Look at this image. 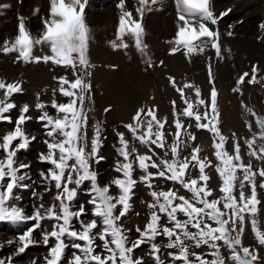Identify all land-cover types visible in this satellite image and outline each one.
Returning <instances> with one entry per match:
<instances>
[{"label": "snow or ice", "instance_id": "obj_1", "mask_svg": "<svg viewBox=\"0 0 264 264\" xmlns=\"http://www.w3.org/2000/svg\"><path fill=\"white\" fill-rule=\"evenodd\" d=\"M158 2L137 0V19L125 8V0H119L116 38L110 41L114 50L127 51L129 44L125 37H130L148 67H153L155 62L148 54V45L143 39L142 20L145 10L150 11ZM174 2L177 31L175 37L167 41L172 45L170 54L183 51L191 57L192 54L203 53L206 46L211 45L219 56L220 33L218 29L214 31L209 27V24L217 25L219 17L212 11L210 0ZM49 3L48 16L42 18L41 31L33 34L25 18L20 16L18 34L0 46V52L6 55L15 53L17 62L51 63L70 68L74 76L71 80L67 75L54 77L59 87L53 90V96L58 91L67 98V102H57L53 98L50 107L55 114L46 111L49 105L43 102L35 105L41 112L37 119L42 122L46 137L43 141L46 151L39 154V160L49 167L38 173L43 191L33 192L39 203L33 206L31 214L17 203L20 197L16 195L18 189L28 188L29 184L25 181L32 179L28 174L31 165L17 158V153L27 150L36 139L24 128L31 119L28 115L30 105L19 107V114L13 120L11 112L17 109V104L11 97L23 92L22 83L0 79V90L4 93L0 99V124L7 122L14 125L12 130L0 134V152L3 153L0 156V222L28 225L16 239L7 241L9 246L16 245V251L11 256L0 258V264H12L13 256L23 254L30 246L41 243L48 249L47 255L42 258L44 264H145L143 257L133 255L145 243L151 249L153 264H256L258 250L243 245V233L246 223L250 222L257 242L264 246V230L257 218L261 204L257 177L261 181L259 187L264 189V167L253 169L251 161L245 164L239 138L235 134L233 151H228V138L219 127L218 93L215 87L207 101L201 98L200 89L195 88L197 101L194 107V103L185 97L184 88L195 86L185 84L183 88L178 87L175 78L169 77L185 105L178 113L175 111L176 102L172 101V126L175 132L168 134L173 136L172 141L169 143L165 135L167 117L158 118L157 109L154 108H139L132 122L124 127L134 141L147 147L148 152L140 154L135 146L130 148L125 134L117 133L119 147L116 151L121 159L116 162L114 171L118 175L102 183L92 166L102 159L99 152L102 143L99 121L95 122L90 140L87 135L89 109L85 104L92 90L87 77L91 75L88 70L94 67L88 57L91 39V29L85 17L88 0H49ZM35 12L39 13V9ZM260 28L264 30V23ZM228 34L231 35L230 32ZM36 48L40 49V55L34 54ZM163 63L159 61L161 66ZM78 66L83 75L76 72ZM257 71V66H253L249 83L260 82ZM209 73L211 75L210 65ZM245 77H249V73H243L238 78L235 91H239ZM201 106L203 112L199 110ZM243 107L254 117L260 130L253 133L251 138H245L247 155L264 161V145L258 149L256 147L257 139L264 140V117L246 105ZM181 116L194 120L197 129L212 134L215 165L207 157L200 158L199 146L191 148L189 155L181 156V151L189 147L188 142L196 140L189 131L192 124L185 125ZM247 127L251 131V123ZM211 167H215L221 180L220 194L215 197L214 190L209 187L211 177L206 174V169ZM193 169L198 173L195 177L192 176ZM137 170L141 173L138 178L134 175ZM159 179L179 184L190 193V197L179 195L178 190L173 188L157 190L158 185L154 181ZM86 182L89 187L85 193L89 199L76 204L78 190ZM138 183H143L149 189L152 202L148 205L150 216L147 223L143 229L136 226L137 238L130 239L131 229H127L122 221L132 211L134 189ZM72 184L75 187L69 186ZM245 185L250 188L249 194L245 192ZM53 187V200L45 205L44 194L52 192ZM113 188L116 189L115 193ZM45 221L52 222L51 228L44 227ZM237 221L240 222L239 228ZM36 234L40 236L39 241ZM157 237L167 239L166 247L171 250L167 253V261L161 259L160 246L155 242ZM0 247L3 245L0 244ZM202 247H206L207 252L194 251ZM222 247L227 250V256L223 254ZM69 248L72 249L70 256L66 252ZM32 264H36V261L33 260Z\"/></svg>", "mask_w": 264, "mask_h": 264}, {"label": "rangeland", "instance_id": "obj_2", "mask_svg": "<svg viewBox=\"0 0 264 264\" xmlns=\"http://www.w3.org/2000/svg\"><path fill=\"white\" fill-rule=\"evenodd\" d=\"M118 3L119 0H88V4L85 8L86 22L91 29L88 57L91 64L94 65V67L88 70L91 72V75L90 77H87L92 84L91 97L85 104V107L89 109L87 112V135L90 140L95 122L99 121L102 136V143L99 152L102 159L98 162H94L92 165L98 172L99 180L102 183L107 182L118 175V173L114 171L116 162L121 159L116 151L119 147L117 133L123 132L125 134V138L129 141L130 148L135 146L140 154L148 152L147 147L134 141L131 134L124 127L126 124L132 122V117L139 108H154L157 109L158 118L167 117L168 124L165 125V135L169 143L172 141L173 136L168 135L169 133L175 132V128L172 126V101L176 102L175 111L178 113L182 111L185 105L180 93L177 92L176 87L170 83L169 77L175 78V83L178 87L183 88L185 84L195 86L184 88L185 97L194 103V107L195 102L197 101L195 88L200 89L201 98L207 101L209 100L210 92L214 86L218 93L217 107L219 111V127L223 135L228 138L226 145L228 151H233V134H235V137L239 138L241 155L244 158L245 164H247L248 161H251L253 169L264 167V161H259L258 159L247 155L248 149L244 142L245 138H251L253 133H259L260 130L254 117L245 110V107H243V105H246L258 115L264 117V79H262L264 78V62L262 63L261 61H264V58H261L262 56L257 58L254 56L255 54H252L254 53V45H259L264 54V30L260 28V25L264 23V0H210V7L219 19L217 25L213 26L209 24V27L214 31L218 29L220 33L219 43L221 54L218 56L216 50L213 49L211 45H208L203 53L192 54L191 57L185 55L183 51L170 54V48L172 45L167 43V41H170L175 37L177 25L172 32L168 33V31H165L164 29L165 25H162L161 22L164 16H168V13L174 15L177 21L175 2L174 0H159L150 11L147 9L145 10L142 20L144 27L143 39L148 45V54L155 62L153 67H148L144 63L145 58L133 46V40L130 37H125V40L129 44L127 51L123 49L114 50L110 46V41L116 38L117 26L119 23L120 13L117 8ZM137 6V0H125V8L132 12L134 18L138 19L139 17L135 10ZM49 7V0H0V46L3 45L5 40L11 41L18 34V17L20 16L25 18L26 25L33 34H37L41 31L43 28L42 18L48 16ZM36 9H39V13L35 12ZM110 10L111 12L108 13ZM222 13L227 14L221 15ZM8 23L12 25L6 28V24ZM229 32L231 35L228 34ZM243 40L248 42H244L245 44H242L241 46V41ZM44 51L47 52V49L45 48ZM103 51L107 52V54H116V60L117 56H119L118 54H122L121 58L123 60H117L113 61V63L106 64L101 59ZM135 53L139 56L133 57ZM34 54L40 55V49L36 48ZM173 57L177 60H182L176 63L174 69H169L167 61ZM131 58L132 62L126 63L128 60L130 61ZM124 61L125 64L122 63L120 65V63ZM159 61L164 62L162 66L159 64ZM182 61L184 64H180ZM0 63V79H3L6 82H21L23 87L22 93L14 94L11 97L12 101L17 104V109H13L11 112L13 120H15L19 114V107L24 104L30 105L28 115L31 116V119L26 122L24 128L30 136H35L36 139L30 143L27 150H21L18 152L17 158L20 162L31 165L28 174L32 179L31 181H25V183L29 184V187L18 189L16 195L20 197V200L17 201V203L22 206L26 212L31 214L33 206L39 203L37 198L33 195V192L43 191V185L39 183L40 177L38 173L49 167L48 164L39 160V154L46 151L43 143L46 137L43 124L37 119L41 115V112L35 107V105L39 102H43L46 105H49L45 110L50 114H55V110L50 107L53 98H55L57 102H67V98L60 95L58 91L56 92L55 97L53 96V90L58 89L59 87L54 77L67 75L71 80L74 79V76L72 75V70L70 68L54 66L51 63L17 62L15 53L6 55L3 52H0ZM40 64L47 67L45 76L43 75L44 78L41 77L39 79H34L33 76L32 78L29 75L28 69H34ZM209 65L211 66V75L209 73ZM126 66L129 68L127 69ZM253 66H257L258 68L257 80L260 81L258 83L248 82L252 74ZM108 68L110 71H136L137 73L142 71L141 73H145V75L150 78V80L148 78L146 81H142L141 79L136 80V88L139 90L140 95L138 94L136 102L130 101L129 104L127 103L128 106L123 102L127 108L130 107L128 110L126 108L125 110L123 109L120 111L123 104L118 107L115 106L114 102H111L110 99H108L111 96H107V93L110 94L111 89L104 90L102 87L103 82L99 81V74V78H97L96 73L98 70L102 71L103 69ZM76 72L83 75L79 66L76 68ZM246 72L249 73V77H245L244 83L239 85V91H235L234 89H237L238 87V78ZM104 76L105 74L102 75V77ZM126 80H129V77ZM3 96L4 93L0 90V99H2ZM222 97L225 98V104L228 107L239 110L237 117L239 116V120H242L240 127L237 126L235 118H230L232 117L231 115L229 116V123L224 119L221 110ZM106 109L109 110L105 111ZM118 110L120 112H118ZM199 110L200 112H203V106H201ZM180 118L185 125L192 124L189 131L196 137L194 142H188L189 147L184 148L181 151V156L189 155L191 148L199 146L201 149V152L199 153L200 158L207 157L208 160H211L213 165H215L217 161L214 155L215 149L213 147L212 134L207 130L197 129L194 120L186 119L183 116ZM249 123H251L252 126L251 131L247 127ZM13 126V124L7 122L0 124V134L12 130ZM261 145H264V140L257 139V149ZM156 151L161 156L163 155V152L159 149H156ZM2 155L3 153L0 152V156ZM170 156L171 154L169 153V157ZM246 159L248 160L246 161ZM152 171L155 170L152 169ZM140 174L139 170H137L134 175L138 178ZM206 174L211 177L209 187L214 190V197L219 196L221 180L215 167L206 169ZM197 175V170L193 169L192 176L195 177ZM73 178L75 179V176ZM260 182V178L257 177V192L258 198L261 201L260 194L264 189L259 187ZM154 183L158 185L157 190L166 191L169 188H173L178 190L179 195L190 197V193L184 190L179 184H173L172 182L163 179L156 180ZM69 186L75 187L74 184ZM88 187L89 184L86 182L85 185L78 190L79 195L76 204L84 203L89 199L88 195L85 193V189ZM115 191L116 189L113 188L114 193ZM238 192L239 189L237 188V196ZM245 192L246 194L250 193V188L247 185H245ZM54 195V187L52 192L44 194L45 205L52 202ZM151 202L152 197L149 194V189L143 183H138L134 189L132 211L127 214L122 221L127 229H131L129 232L130 239L137 238L138 234L135 231L136 226L143 229L147 223L150 216L148 205ZM262 217V207L260 204L257 218L259 226L264 230V220ZM85 219H90V217H85ZM248 220L249 218L246 217V221ZM164 222H166V219ZM51 223V221H45L44 227L51 228ZM27 226L28 225L26 224L16 225L7 222H0V244L3 245V247H0V258H6L15 253L16 245L13 244L9 246L7 241L16 239L21 231ZM239 227L240 222L237 221V228ZM248 234L252 236L256 245L261 247L264 252V246H261L257 242L250 222H247L245 225L243 245L257 250L254 245L247 244V241L245 243L244 240L247 239ZM36 239L38 241L40 240L38 234H36ZM155 242L160 246L161 259L167 261V253L168 251H171L166 247L167 239L157 237ZM207 250L206 247L194 249V251L197 252H207ZM221 250L225 256L228 255L226 249L222 247ZM97 251H99V249H97ZM66 252L70 256L72 249L69 248ZM150 252L151 249L149 245L145 243L137 248L133 255L134 257H143L145 264H153V258L151 257ZM47 253L48 249L44 247L42 243L30 246L26 249L25 253L13 256L12 264H32L33 260L36 261V264H44L42 258L47 255ZM256 264H259V257Z\"/></svg>", "mask_w": 264, "mask_h": 264}, {"label": "bare ground", "instance_id": "obj_3", "mask_svg": "<svg viewBox=\"0 0 264 264\" xmlns=\"http://www.w3.org/2000/svg\"><path fill=\"white\" fill-rule=\"evenodd\" d=\"M31 1H34V0H31ZM110 11H108V13H110ZM163 17V16H162ZM165 17V18H164ZM163 19H162V25L164 24V29L165 31L167 30L168 33L169 32H172L173 29L176 27V19L174 17V15H172L171 13H168V16H164ZM110 22V21H109ZM158 22V21H157ZM166 23V24H165ZM6 28L10 27L12 24H6ZM161 25V24H160ZM164 33V32H163ZM247 43L248 41H241V46L242 44H245ZM252 46V45H251ZM240 49V48H239ZM97 51V50H96ZM241 52V51H240ZM100 53V52H99ZM103 56L101 57L102 61H104V63H113V61H117V60H123L121 58V55L122 54H118L119 56H117V60H116V54H113V53H108L103 51ZM101 54V53H100ZM252 54H255L254 56L259 58L260 56H262L261 58H264V54H263V51L262 49L260 48L259 45H254V53ZM263 54V55H262ZM112 55V56H111ZM139 56L138 54L136 55V53L133 55V57H137ZM132 57V55H131ZM175 57V56H174ZM171 58V59H168L167 61V64L169 66V69H174L175 68V65L178 61L182 60V59H176V58ZM112 59V61H111ZM136 59V58H135ZM126 60V59H125ZM262 63L264 62L263 60H261ZM132 62V58L130 59V61L128 60L126 63H131ZM124 63L125 64V61L124 62H121L120 65ZM1 64V63H0ZM135 64V63H134ZM179 64V63H178ZM180 64H184L183 61L180 62ZM3 65V64H2ZM110 65V64H109ZM125 66V65H124ZM134 66V65H133ZM133 66H130V67H133ZM3 67V66H2ZM127 69L129 68L128 66H126ZM125 67V68H126ZM46 66H43L42 64H40L39 66H37L36 68L34 69H28V73L29 75L32 77H34V79H39L41 77H43V75L45 76V71H46ZM112 69V68H111ZM131 69V68H130ZM108 69H103L102 71L98 70L97 71V78H99L98 74L100 75V79L99 81L103 82L102 84V87L104 90H108V89H111L110 90V94L107 93V96L110 95L111 97L108 98L110 99L111 102H114L115 106H118L123 104V106L121 107L120 111L121 110H125L129 104L130 101H134L136 102L137 99H138V94H139V90H137L136 88V84H137V79H141L142 81H146V79L148 80V76L145 75V73H137L136 71H131V72H123L122 70L120 71H108ZM134 70V69H133ZM47 74V73H46ZM105 74L104 77H102V75ZM32 77V78H33ZM129 77V80H126L128 79ZM44 78V77H43ZM46 78V77H45ZM150 80V78H149ZM140 95V94H139ZM233 99V98H232ZM127 104L124 105V103ZM132 104V102H131ZM138 104V103H137ZM133 105V104H132ZM130 107L127 108V110L129 109ZM221 110L223 112V117L226 121H228L229 123V120L230 118H235L236 121H237V126L240 127L241 125V121L242 120H239V116L237 117L238 115V112L239 110H237L236 108H230L228 107L226 104H225V98L222 97V103H221ZM118 110V112H120ZM131 111V110H130ZM116 112V110H115ZM128 112V111H127ZM232 116L229 118V116ZM249 131V130H248ZM247 131V132H248ZM245 133V132H244ZM244 135V134H243ZM247 138V137H246ZM142 152V151H141ZM247 157V156H246ZM250 158V157H249ZM248 159H246L247 161ZM260 161V160H259ZM249 162V161H248ZM259 165V164H258ZM255 169V168H254ZM264 191V190H263ZM261 192L260 194V198H261V207H262V219L264 220V192ZM245 243L247 241V244L249 245H254V247L257 248L258 250V254H259V264H264V252L263 250L261 249V247L257 246L256 243L254 242L252 236L250 234L247 235V239L244 240Z\"/></svg>", "mask_w": 264, "mask_h": 264}]
</instances>
